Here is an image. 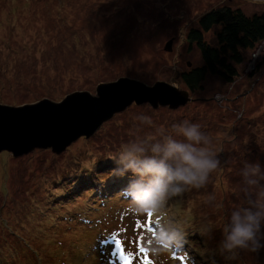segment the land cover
Returning a JSON list of instances; mask_svg holds the SVG:
<instances>
[{"label": "rangeland", "instance_id": "obj_1", "mask_svg": "<svg viewBox=\"0 0 264 264\" xmlns=\"http://www.w3.org/2000/svg\"><path fill=\"white\" fill-rule=\"evenodd\" d=\"M222 7L263 14L264 0H0V104L96 95L99 84L122 77L165 81L190 96L178 108L132 103L59 154L2 151L0 264H264V248L220 247L233 211L264 205V178L244 176L250 164L264 173V40L245 51L232 82L208 72L191 91L180 78L203 65L188 31ZM219 28L205 34L211 45ZM191 123L207 137L217 168L155 212L135 211L118 191L141 178L116 157L133 144L153 155L169 137L183 142L178 126ZM169 225L181 238L153 256L146 245Z\"/></svg>", "mask_w": 264, "mask_h": 264}, {"label": "clouds", "instance_id": "obj_2", "mask_svg": "<svg viewBox=\"0 0 264 264\" xmlns=\"http://www.w3.org/2000/svg\"><path fill=\"white\" fill-rule=\"evenodd\" d=\"M183 142L167 138L163 144H154L153 155H144L145 149L139 145L124 147L116 163L123 171H131L141 179L131 182L124 194L135 205V211L147 213L159 209L169 194L176 195L182 191V185L199 187L203 185L210 171L218 166L214 153L207 147V137L195 123L179 125ZM260 175L259 164L247 165L245 177ZM147 177L145 180L144 178ZM249 183H256L249 179ZM264 205L242 208L231 213L230 222L224 227V237L220 247L223 252L235 253L237 250L255 252L264 248ZM182 236L177 227H158L156 236L148 247L156 256L167 250ZM231 258H234L231 257Z\"/></svg>", "mask_w": 264, "mask_h": 264}, {"label": "water", "instance_id": "obj_3", "mask_svg": "<svg viewBox=\"0 0 264 264\" xmlns=\"http://www.w3.org/2000/svg\"><path fill=\"white\" fill-rule=\"evenodd\" d=\"M171 43L172 40L166 44L168 50ZM189 100L187 90L168 82L149 86L122 77L99 84L96 95L76 91L60 102L45 98L22 106L0 104V153L8 151L17 157L35 148H50L59 154L78 138L93 135L105 121L132 103L178 108Z\"/></svg>", "mask_w": 264, "mask_h": 264}, {"label": "trees", "instance_id": "obj_4", "mask_svg": "<svg viewBox=\"0 0 264 264\" xmlns=\"http://www.w3.org/2000/svg\"><path fill=\"white\" fill-rule=\"evenodd\" d=\"M216 25H220L215 36L217 43L211 45L205 40V34ZM187 38L197 46L203 58V65L180 74L189 90L201 88L208 72L232 82L239 75L237 66L245 60V51L264 40V13L246 15L240 8L213 9L199 18L198 27L190 28ZM118 193L124 194L121 190ZM116 259L121 260V257Z\"/></svg>", "mask_w": 264, "mask_h": 264}, {"label": "snow or ice", "instance_id": "obj_5", "mask_svg": "<svg viewBox=\"0 0 264 264\" xmlns=\"http://www.w3.org/2000/svg\"><path fill=\"white\" fill-rule=\"evenodd\" d=\"M148 216L151 217V214H149ZM141 251L144 252L145 251L144 248H141ZM125 264H128L127 260L125 261ZM145 264H148V262H145Z\"/></svg>", "mask_w": 264, "mask_h": 264}]
</instances>
